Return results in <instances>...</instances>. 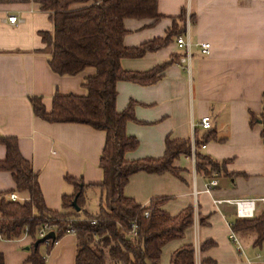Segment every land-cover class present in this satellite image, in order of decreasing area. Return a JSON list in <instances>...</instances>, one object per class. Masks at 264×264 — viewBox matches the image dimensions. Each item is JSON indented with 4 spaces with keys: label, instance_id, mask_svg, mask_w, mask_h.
<instances>
[{
    "label": "crops",
    "instance_id": "1",
    "mask_svg": "<svg viewBox=\"0 0 264 264\" xmlns=\"http://www.w3.org/2000/svg\"><path fill=\"white\" fill-rule=\"evenodd\" d=\"M157 12V21L124 20L127 49L174 32L158 51L120 62L122 70L139 74L166 65L154 85H116V111L133 104L134 121L127 123L126 135L138 141L126 160L162 158L167 139L189 141L190 146L195 139H206L199 152L227 163L219 173L205 175L196 170L192 158L181 155L173 163L177 176L139 172L129 178L123 194L144 208L154 199H164L162 209L171 218L193 208V226L182 239L163 247L160 264H169L171 255L187 245L194 247L195 264H264L257 253L264 243L255 247L254 235L234 232L245 246L241 252L229 239L231 224L238 219L234 202L264 198L261 126H250V118L261 114L264 95V0H157ZM10 16L23 22L10 25ZM52 30L48 14L34 0H0V138L17 141L22 158L38 177L48 210L60 211L63 196L74 194V186L65 182L69 177L90 187L84 194V210L89 213L88 204L101 199L97 186L102 183L99 161L105 134L86 125L47 123L34 115L30 104V98H40L50 112L55 94L85 96V80L95 74L86 69L61 77L50 70L39 33ZM179 36L190 46L188 66L179 62L185 56L176 44ZM206 43L209 54L202 56L200 45ZM203 117L210 119L209 131L198 126ZM5 159L6 149L0 144V162ZM210 182L216 185L207 193ZM10 194L24 200L18 203L29 201L26 193L16 191L11 174L0 171V199L9 202ZM262 214L264 204L257 201L253 218ZM30 243L28 237L0 239L4 263L30 264ZM206 243L212 246L201 251ZM39 252L46 264H75V236L67 234L50 250L42 246Z\"/></svg>",
    "mask_w": 264,
    "mask_h": 264
},
{
    "label": "trees",
    "instance_id": "2",
    "mask_svg": "<svg viewBox=\"0 0 264 264\" xmlns=\"http://www.w3.org/2000/svg\"><path fill=\"white\" fill-rule=\"evenodd\" d=\"M34 3L41 12L48 14L53 25L51 33H39L50 70L61 77H74L86 69H93L95 74L85 80V96L55 94L50 112L45 110L40 98H30L33 113L50 124L86 125L105 134L99 161L102 183L97 186L101 199L95 213L86 212L84 194L90 187L65 177V182L74 186V194L63 196L60 211L48 210L38 177L30 163L22 158L17 141L0 138V144L6 149L0 171L10 173L16 191L29 197L25 203L0 199V239L20 240L27 230L31 240L30 264H46L40 248L45 246L50 250L68 231H72L76 239L75 264H160L163 247L182 239L184 232L193 226V208L190 206L171 218L162 209L164 199H154L144 208L126 198L123 191L129 178L139 172L177 176L178 170L173 163L181 155L191 158V146L189 141L167 139L162 158L126 160V155L138 148V141L126 135L127 123L134 121L133 104L122 112L116 111V85L119 82L141 86L157 83L166 65L139 74L122 70L120 62L158 51L174 32L168 33L165 39L138 48L123 46L127 34L124 20H159L157 0H34ZM256 124L261 126L264 146V95L261 114L258 118H250V126ZM205 143L206 139L194 141L195 168L205 175L219 173L227 162H215L201 154L199 150ZM132 224L137 226L135 236L130 234ZM45 225L53 229L55 240L35 248V242L40 239L39 232ZM231 230L254 235L253 245L260 247L264 243V214L248 220L236 219ZM210 246L212 243H206L200 249L204 251ZM0 264H5L1 254ZM169 264H195L194 247L187 245L177 249ZM202 264L212 263L204 261Z\"/></svg>",
    "mask_w": 264,
    "mask_h": 264
},
{
    "label": "built area",
    "instance_id": "3",
    "mask_svg": "<svg viewBox=\"0 0 264 264\" xmlns=\"http://www.w3.org/2000/svg\"><path fill=\"white\" fill-rule=\"evenodd\" d=\"M7 22L10 25L17 26L23 22V19L21 17H18V16H10L7 18ZM176 44L180 49L185 51V56L182 59H180V61H179L180 64H185L188 66L190 63V51H189L190 46H189V43L184 39V37L179 36L176 40ZM209 50H210L209 44L206 43V44L200 45V54L202 56L208 55ZM198 126L200 128H202L203 130H210L211 124H210L209 117L201 118ZM195 152H196V147L194 146V144H192V146H191V153H192L191 158H192L193 162L195 161L194 160L195 159ZM215 185H216V182H210L206 188V192L208 193ZM7 200L9 202H13V203H18V202L24 201L22 199H19L15 194L8 195ZM257 201L264 204V198L259 199V200H238V201L234 202V204L236 206L237 218L241 219V220H248V219L253 218V210H254L255 203ZM145 216L147 217V214H145ZM130 228H131V232H130L131 236H135L136 230H137L136 224H132ZM52 231H53V229L51 227H49L47 225L43 226V228L39 232V238L40 239L43 238L46 234H48L49 232H52ZM26 232H27V230H25V234L23 235V238L27 237ZM67 233L68 234H74L72 231H68ZM229 239L232 242V244L236 247L238 252H241L242 251L241 242L239 241L236 234L232 230L230 231ZM256 259H260V255H257Z\"/></svg>",
    "mask_w": 264,
    "mask_h": 264
},
{
    "label": "rangeland",
    "instance_id": "4",
    "mask_svg": "<svg viewBox=\"0 0 264 264\" xmlns=\"http://www.w3.org/2000/svg\"><path fill=\"white\" fill-rule=\"evenodd\" d=\"M94 199L96 200V202H94V201L90 202V204H88V206H87L88 207V211H89L90 214L95 213L98 210V208H99V202H100L99 199L100 198L99 197H95ZM242 246H243V249L245 251V246L244 245H242ZM257 253L263 256V261H264V244H263L262 248H258L257 249Z\"/></svg>",
    "mask_w": 264,
    "mask_h": 264
},
{
    "label": "water",
    "instance_id": "5",
    "mask_svg": "<svg viewBox=\"0 0 264 264\" xmlns=\"http://www.w3.org/2000/svg\"><path fill=\"white\" fill-rule=\"evenodd\" d=\"M73 206H75V201L73 202ZM54 240H55V233L52 231L46 234L43 238L39 239L37 242H35L34 247L36 248L38 247L39 244L47 243L50 241L53 242Z\"/></svg>",
    "mask_w": 264,
    "mask_h": 264
}]
</instances>
